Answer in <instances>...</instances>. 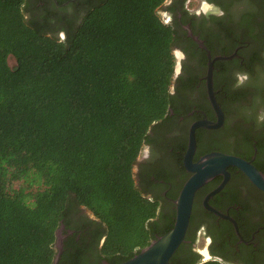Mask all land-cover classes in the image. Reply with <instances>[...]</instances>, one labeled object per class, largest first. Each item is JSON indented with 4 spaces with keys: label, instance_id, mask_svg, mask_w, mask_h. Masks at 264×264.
<instances>
[{
    "label": "trees",
    "instance_id": "obj_1",
    "mask_svg": "<svg viewBox=\"0 0 264 264\" xmlns=\"http://www.w3.org/2000/svg\"><path fill=\"white\" fill-rule=\"evenodd\" d=\"M164 1L78 0L84 13L61 39L24 17V0H0V264H50L74 206L103 225L100 252L115 264L172 227L174 213L162 227L152 222L158 201L133 173L152 125L172 108ZM195 211L167 264H222L180 260ZM67 252L63 240L58 264Z\"/></svg>",
    "mask_w": 264,
    "mask_h": 264
},
{
    "label": "flooded vegetation",
    "instance_id": "obj_2",
    "mask_svg": "<svg viewBox=\"0 0 264 264\" xmlns=\"http://www.w3.org/2000/svg\"><path fill=\"white\" fill-rule=\"evenodd\" d=\"M27 20H39L48 33L63 38L65 24L75 26L84 11L78 0H24ZM162 20L174 30L172 108L154 123L133 167L137 185L158 201L152 222L162 227L175 215L173 200L190 172L183 157L190 126L217 121L209 100L206 75L221 111L216 128L197 126L192 161L221 152L249 162L264 175V0H165ZM200 40L205 48L193 39ZM195 193L184 256L191 262L264 264V191L237 167L226 168ZM61 223L67 244L65 264H115L101 250L104 227L82 206H74ZM183 256V255H182Z\"/></svg>",
    "mask_w": 264,
    "mask_h": 264
},
{
    "label": "water",
    "instance_id": "obj_3",
    "mask_svg": "<svg viewBox=\"0 0 264 264\" xmlns=\"http://www.w3.org/2000/svg\"><path fill=\"white\" fill-rule=\"evenodd\" d=\"M161 12L159 8L158 14L160 17H162ZM193 39L200 47L205 48L200 40L195 37ZM211 69L210 62L205 78L207 80L208 97L217 114V121L201 120L193 123L189 128L188 145L183 157V164L187 171L190 172V175L182 184L177 197L173 200L175 215L172 227L162 235L151 239L147 245L140 248L138 252L119 264H167L170 257L184 241L196 191L213 177L221 174L224 176L222 183L215 190L211 191L203 201L206 209L215 214H219L217 210L208 204L207 200L223 186L228 175L226 171L228 166L232 165L240 169L255 186L264 191V175L257 171L249 162L241 158L221 152H210L201 156L197 161H192L195 150L196 127L216 128L221 124V111L213 96ZM61 229L60 224L55 231V241L53 244L55 253L50 264H58L63 250L64 235L61 233Z\"/></svg>",
    "mask_w": 264,
    "mask_h": 264
},
{
    "label": "rangeland",
    "instance_id": "obj_4",
    "mask_svg": "<svg viewBox=\"0 0 264 264\" xmlns=\"http://www.w3.org/2000/svg\"><path fill=\"white\" fill-rule=\"evenodd\" d=\"M8 63H9L10 66H13L15 64V61H14L13 57L9 56Z\"/></svg>",
    "mask_w": 264,
    "mask_h": 264
}]
</instances>
